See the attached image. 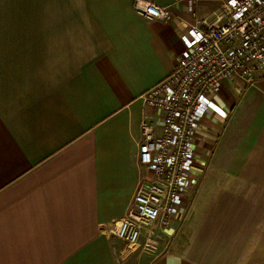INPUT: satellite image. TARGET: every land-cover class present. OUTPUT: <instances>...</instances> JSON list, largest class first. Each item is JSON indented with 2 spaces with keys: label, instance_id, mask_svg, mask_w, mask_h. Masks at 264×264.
Returning <instances> with one entry per match:
<instances>
[{
  "label": "crops",
  "instance_id": "1",
  "mask_svg": "<svg viewBox=\"0 0 264 264\" xmlns=\"http://www.w3.org/2000/svg\"><path fill=\"white\" fill-rule=\"evenodd\" d=\"M149 1L171 17L146 20L133 0H0V264H264V72L212 97L167 250L112 233L147 175L141 117L162 124L140 96L222 0Z\"/></svg>",
  "mask_w": 264,
  "mask_h": 264
},
{
  "label": "built area",
  "instance_id": "2",
  "mask_svg": "<svg viewBox=\"0 0 264 264\" xmlns=\"http://www.w3.org/2000/svg\"><path fill=\"white\" fill-rule=\"evenodd\" d=\"M132 7L146 20L172 15L149 0H133ZM213 17L189 25L173 70L140 96L144 107L160 112L162 124L157 131L145 113L141 117L136 166L147 175L112 229L116 239L140 253H155L158 240L188 206L189 182L199 168L196 140L212 97L225 80L242 89L264 72V0H222Z\"/></svg>",
  "mask_w": 264,
  "mask_h": 264
},
{
  "label": "rangeland",
  "instance_id": "3",
  "mask_svg": "<svg viewBox=\"0 0 264 264\" xmlns=\"http://www.w3.org/2000/svg\"><path fill=\"white\" fill-rule=\"evenodd\" d=\"M161 239H159L158 240V244L156 245V248H157V251H155V253L154 254H157V253H160L159 251H160V248H161ZM125 245V244H124ZM126 247V246H125ZM119 249H120V247H119ZM123 249V248H122ZM144 253H149V252H144ZM153 254V255H154ZM131 258V257H130ZM133 261H134V259H131V260H127V261H125V264H131V263H133ZM122 264V263H121Z\"/></svg>",
  "mask_w": 264,
  "mask_h": 264
}]
</instances>
